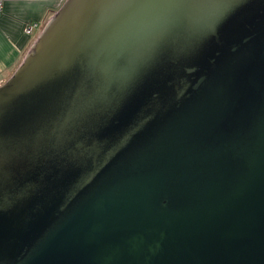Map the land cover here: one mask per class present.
I'll list each match as a JSON object with an SVG mask.
<instances>
[{
  "label": "water",
  "instance_id": "1",
  "mask_svg": "<svg viewBox=\"0 0 264 264\" xmlns=\"http://www.w3.org/2000/svg\"><path fill=\"white\" fill-rule=\"evenodd\" d=\"M0 264H264V0H64L0 84Z\"/></svg>",
  "mask_w": 264,
  "mask_h": 264
},
{
  "label": "crops",
  "instance_id": "2",
  "mask_svg": "<svg viewBox=\"0 0 264 264\" xmlns=\"http://www.w3.org/2000/svg\"><path fill=\"white\" fill-rule=\"evenodd\" d=\"M64 0H3L0 13V84L18 66L34 41V35L24 33V26L36 21L43 27L45 22L61 6Z\"/></svg>",
  "mask_w": 264,
  "mask_h": 264
},
{
  "label": "built area",
  "instance_id": "3",
  "mask_svg": "<svg viewBox=\"0 0 264 264\" xmlns=\"http://www.w3.org/2000/svg\"><path fill=\"white\" fill-rule=\"evenodd\" d=\"M2 9H3V0H0V13L2 12ZM40 28L41 27L39 22L31 21L24 26L23 31L27 35H34V32L38 29L40 30Z\"/></svg>",
  "mask_w": 264,
  "mask_h": 264
},
{
  "label": "rangeland",
  "instance_id": "4",
  "mask_svg": "<svg viewBox=\"0 0 264 264\" xmlns=\"http://www.w3.org/2000/svg\"><path fill=\"white\" fill-rule=\"evenodd\" d=\"M41 28H42V27H41ZM41 28H40V30H41ZM40 30H39V31H40ZM38 33H39V32H38Z\"/></svg>",
  "mask_w": 264,
  "mask_h": 264
}]
</instances>
